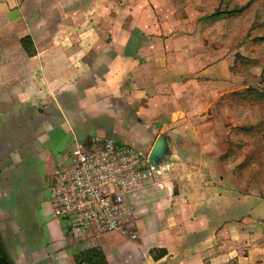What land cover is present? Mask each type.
I'll list each match as a JSON object with an SVG mask.
<instances>
[{"label": "crops", "instance_id": "crops-1", "mask_svg": "<svg viewBox=\"0 0 264 264\" xmlns=\"http://www.w3.org/2000/svg\"><path fill=\"white\" fill-rule=\"evenodd\" d=\"M43 3L44 0H0V145L19 140L20 136H31L30 147L22 158L21 167L25 172L31 164L26 162L27 156L29 160H37L41 168L46 160H52L53 165L65 160V153H69L78 135L90 137L108 130L123 136L144 132L137 120L144 118L140 114L143 107L140 108V104L135 108L130 98L125 101V73L132 78L129 86L137 82L138 87L141 86L139 91L149 95L152 85L159 86L171 75L157 71L159 80L153 67H147L150 62L137 56H158L165 73H169L171 59L168 56L186 47L178 41L184 37L189 39L193 31L179 30L178 23L186 24L187 20L179 18L168 5L161 6L163 12L170 9L171 12L167 20L158 18L162 25L156 33L143 31L134 11L132 16L125 17L130 10L121 7V15L108 22V38L101 39L100 47L96 46L100 39L97 41L90 29L81 33L79 30L77 44L70 46L64 35L53 39V36L47 38L38 33L46 22L43 18L36 21L29 8ZM170 22L173 25L167 26ZM25 35L31 37L35 47L32 54L21 44V37ZM142 67L148 68V73L141 74ZM98 69L104 71L99 82L96 78L94 82H83L85 75L90 76L87 72L95 77ZM229 84L231 82L226 80L221 88L209 89V97L203 105L210 103V96L227 91ZM63 91H71L72 96H76L69 100L71 106H65V101L59 97ZM173 93L168 92L170 96ZM34 116L37 120L32 123ZM133 117L137 119L131 123ZM52 135L57 138L50 149L45 142ZM10 150L20 151L18 148ZM209 165L208 160L190 155L180 162L174 161L173 167L180 170L173 174L174 179L185 177V183L175 192L173 179L164 177L158 183L157 188L166 187L167 193L154 200L155 223L150 227V220H147L149 224L146 221L152 213L142 214L137 220L135 238L117 231L105 232L97 238L73 237L63 221L49 213L47 222L39 228L41 252L33 251L40 255L38 264H76L74 251L92 245L102 248L109 264H264V197L228 188L225 183L230 175L218 173L216 165L213 171ZM194 168L201 171L197 178ZM135 201L142 208L147 206L142 194ZM57 225L63 235L50 237L51 227ZM26 245L32 247L29 242ZM158 248H164L165 252L153 257L151 250ZM11 250L13 264L36 262L26 257L17 261L21 256L15 247Z\"/></svg>", "mask_w": 264, "mask_h": 264}, {"label": "rangeland", "instance_id": "rangeland-1", "mask_svg": "<svg viewBox=\"0 0 264 264\" xmlns=\"http://www.w3.org/2000/svg\"><path fill=\"white\" fill-rule=\"evenodd\" d=\"M43 4L29 8L36 21L43 18L46 22L38 33L42 37L53 36V39L64 35L70 46L77 44L79 30L81 33L90 29L92 36L97 41L100 39L96 43L100 47L101 41L108 38V22L121 15V7L130 10L125 17L133 14L138 17L139 27L145 32H158L162 25L158 18L162 21L169 17L171 9L163 12L162 5L172 7L179 18L187 20L186 24L178 23L180 31L193 30L189 39L184 37L178 41L186 47L168 56L171 59L169 73H165L158 56H137L152 63L147 67H153L156 77L158 72L171 75L159 86L152 85L148 89L149 95L140 92L141 86L138 87L137 82L129 86L132 78L125 73V101L130 98L135 108L140 104V108L143 107L140 113L143 120L136 119L140 126L143 125L144 132L132 136L115 134L111 130L94 134L131 144L147 160L155 139L164 138L166 154L160 159V171L152 168L154 175L150 182L134 193L132 206L136 222L142 214L150 212L152 215L146 217V221L150 220V224L147 221L150 227L154 225V200L167 193L166 187L157 188L158 183L164 177L171 178L172 190L177 191L180 184L185 183V177L174 179L173 174L180 170L173 167V162L184 160L186 155L204 158L213 171L216 170L213 165H216L218 173L230 175L225 183L228 188L233 187L242 193L264 194V0H44ZM170 25L173 24H167ZM148 68L142 67L141 74L148 73ZM87 73L90 76L83 77L84 83L94 82V78L99 82L104 71L96 70L95 77L91 72ZM226 80L231 82L230 88L218 96H210L211 104L206 103L203 108L205 98L209 97L208 90L221 88ZM169 91L174 92L172 96ZM59 97L65 101V106H71L69 100L76 96H72L71 91H63ZM136 119L133 117L130 122ZM36 120L34 116L32 123ZM55 137L47 138L45 145L48 148H52ZM78 137L77 144L90 138L87 134ZM129 137L131 141H128ZM30 139L31 136L25 135L12 143L0 145V246L11 264L14 263L13 247L21 256L17 261L26 257L36 261L34 264L40 263V255L33 251L41 252L39 228L47 222L51 211L47 200L51 174L57 162L53 165L52 160H46L41 168L37 160H29L30 156H27L26 162L31 164L25 172L21 167L22 158L30 147ZM10 148L20 151L11 152ZM71 150L72 147L69 152ZM65 155L68 156V151ZM200 173L194 168L195 178ZM140 194L147 199L145 208L135 201ZM51 231L50 237L63 235L59 225L52 226ZM28 242L32 247L26 245Z\"/></svg>", "mask_w": 264, "mask_h": 264}, {"label": "built area", "instance_id": "built-area-1", "mask_svg": "<svg viewBox=\"0 0 264 264\" xmlns=\"http://www.w3.org/2000/svg\"><path fill=\"white\" fill-rule=\"evenodd\" d=\"M131 144L94 135L75 143L51 174L50 213L73 237L97 238L108 231L137 236L132 201L154 175Z\"/></svg>", "mask_w": 264, "mask_h": 264}, {"label": "trees", "instance_id": "trees-1", "mask_svg": "<svg viewBox=\"0 0 264 264\" xmlns=\"http://www.w3.org/2000/svg\"><path fill=\"white\" fill-rule=\"evenodd\" d=\"M21 44L29 54H32L35 51L32 39L29 35L21 37ZM259 194L264 197V194ZM164 252V248L151 250L153 257H158ZM73 258L76 264H109L102 248L99 245H92L79 250L73 254Z\"/></svg>", "mask_w": 264, "mask_h": 264}, {"label": "water", "instance_id": "water-1", "mask_svg": "<svg viewBox=\"0 0 264 264\" xmlns=\"http://www.w3.org/2000/svg\"><path fill=\"white\" fill-rule=\"evenodd\" d=\"M166 154V145L164 138L159 136L155 139L152 147L148 154V160L152 168H156L160 171V159H162ZM2 246H0V264H11V260L7 257V254L2 252Z\"/></svg>", "mask_w": 264, "mask_h": 264}]
</instances>
